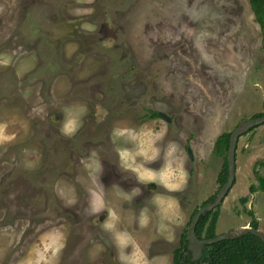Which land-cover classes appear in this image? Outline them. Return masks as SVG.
<instances>
[{"label": "rangeland", "instance_id": "374dc122", "mask_svg": "<svg viewBox=\"0 0 264 264\" xmlns=\"http://www.w3.org/2000/svg\"><path fill=\"white\" fill-rule=\"evenodd\" d=\"M82 107L65 136L66 110ZM263 112L264 28L248 0H0V264H120L112 213L130 260L172 264L219 187L215 137ZM249 128L215 233L251 220L264 232V190L247 189L264 177V121ZM149 141L161 161L144 167ZM162 161L182 162L181 190L160 186L164 168L136 180Z\"/></svg>", "mask_w": 264, "mask_h": 264}, {"label": "trees", "instance_id": "16d2710c", "mask_svg": "<svg viewBox=\"0 0 264 264\" xmlns=\"http://www.w3.org/2000/svg\"><path fill=\"white\" fill-rule=\"evenodd\" d=\"M248 2L253 10L255 20L261 28H264V0H248ZM156 115L157 112L153 110L148 116L153 117ZM249 129H251V127ZM229 132L230 131H222L215 137L214 148L216 153L226 151ZM225 176L226 161L224 155L216 177L219 185L223 183ZM256 188L264 190V177L257 175V185L254 186V184H249L247 186L249 191H253ZM212 197L213 195H209L201 204L211 200ZM239 200L244 201L245 196H240ZM215 207L199 214L194 225V233L197 237H211L216 234L214 232L216 219ZM194 210L195 208L192 210L191 214ZM255 223V220H251L249 225L256 227ZM171 259L172 264H264V243L254 233L245 231L236 236L221 238L203 244L201 255L197 259L191 260L190 251L186 247V238L183 234L179 237L177 245L172 249Z\"/></svg>", "mask_w": 264, "mask_h": 264}, {"label": "clouds", "instance_id": "9594fccd", "mask_svg": "<svg viewBox=\"0 0 264 264\" xmlns=\"http://www.w3.org/2000/svg\"><path fill=\"white\" fill-rule=\"evenodd\" d=\"M87 108L82 107L79 112H72L70 110H66L65 112V118L64 123L62 125L61 131L62 133L67 136L71 137L75 135V133L79 130V128L82 126V120L81 117L86 114ZM119 134V133H118ZM161 137H157V139H160ZM145 142L141 141V144L143 145ZM148 144L151 145L150 148H142L141 151L145 153L146 159L144 160V167H148L147 165L155 163L156 161L160 160L159 152L160 149L155 147L154 141H149ZM177 152V146L176 145H169L167 149V155L172 156ZM120 155L124 156L126 159H131L129 154L127 152H121ZM164 168L165 173L162 179V183L160 186L165 187L169 191H179L182 189L183 184L186 182L187 179V173L183 169V164L178 163L175 165V169L170 164H166L164 161H162L161 166L156 169L153 168L151 171L147 173H141L140 176L135 177L138 183L147 185L149 183H157V176L153 175V173H159L160 169ZM130 170V169H129ZM169 177H174L175 182H169ZM135 189V192L128 198V202L131 203L134 199V197L141 194V190L138 187H134L131 189ZM124 191V190H123ZM105 209L103 206H97L93 205L91 207V212L94 215L99 216L102 212H104ZM118 217L115 213H112L110 216L109 222H106L103 225V228L105 231L114 233L115 234V244L116 247L120 250H122V254L118 256V259L120 261V264H135L134 261L130 260L128 256L125 254V250L130 247V245L127 242V238L123 235H120L117 231V226L114 223Z\"/></svg>", "mask_w": 264, "mask_h": 264}, {"label": "water", "instance_id": "95a60500", "mask_svg": "<svg viewBox=\"0 0 264 264\" xmlns=\"http://www.w3.org/2000/svg\"><path fill=\"white\" fill-rule=\"evenodd\" d=\"M157 113L160 116L164 117V114L162 112L159 111ZM165 119L168 120L167 117H165ZM263 121H264V112L257 116L249 117L245 120H241L238 125H236L230 130L226 153H225V161H226L225 180L223 181L222 184L219 185L211 200L204 202L195 209V211L190 215L189 222L186 226V230H185L186 247L190 251L191 260L197 259L201 255V248L203 244L213 242L221 238L236 236L245 231H250L254 233L264 243V232L250 225H244L240 227L239 230L236 232H230L229 230H225L216 233L214 236L211 237H197L194 233V225L197 221L199 214L204 212L205 210H210L214 208L216 205H218L222 201L223 197L226 195L228 189L233 183L234 171H235V145L239 133ZM186 149L191 156L189 147H187Z\"/></svg>", "mask_w": 264, "mask_h": 264}]
</instances>
